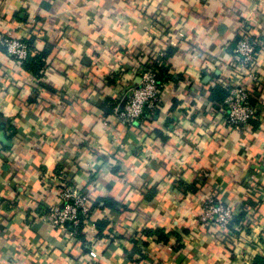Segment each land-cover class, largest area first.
Wrapping results in <instances>:
<instances>
[{
	"label": "crops",
	"instance_id": "0c3cea01",
	"mask_svg": "<svg viewBox=\"0 0 264 264\" xmlns=\"http://www.w3.org/2000/svg\"><path fill=\"white\" fill-rule=\"evenodd\" d=\"M8 31L32 50L19 63L0 45V264L264 256V0H0ZM241 32L258 39L259 83L242 80L257 113L239 132L222 119L221 89L243 71L232 58ZM151 44L168 45L162 103L126 126L111 106ZM61 182L91 204L76 240L43 219ZM208 194L234 209L229 227L198 221Z\"/></svg>",
	"mask_w": 264,
	"mask_h": 264
},
{
	"label": "built area",
	"instance_id": "2783aa9c",
	"mask_svg": "<svg viewBox=\"0 0 264 264\" xmlns=\"http://www.w3.org/2000/svg\"><path fill=\"white\" fill-rule=\"evenodd\" d=\"M240 35L234 46L232 58L235 67H243V71L238 69L241 75L237 79L225 81L228 94L222 102L223 121L239 132L248 127L257 113L251 101L250 90L242 85V80L247 76L252 82L259 83V78L253 71L258 39L248 32H241ZM178 41V38L172 36L167 44L177 46ZM0 45L11 59L19 63L25 62L32 50L31 43L21 36H15L11 31L0 35ZM165 55V46L158 47L145 70H140V66L137 65L139 80L130 87L125 103L114 107L111 115L114 121L132 126L146 117L155 115L160 109L162 85L157 76V66L162 64ZM61 183L59 197L54 204L47 207L43 219L62 231L69 240H76L83 234L91 214V204L85 190L72 183ZM234 215V209L230 205L224 204L214 194H208L204 197L198 221L204 225H215L225 229L233 222ZM85 247L89 256L95 258L97 254L92 242L87 241Z\"/></svg>",
	"mask_w": 264,
	"mask_h": 264
},
{
	"label": "trees",
	"instance_id": "16d2710c",
	"mask_svg": "<svg viewBox=\"0 0 264 264\" xmlns=\"http://www.w3.org/2000/svg\"><path fill=\"white\" fill-rule=\"evenodd\" d=\"M234 44V43H233ZM162 46H165V45H159V44H151V46L149 47V51L146 53L147 55L145 56L146 58H145V60H143L141 63H140V65H138V66H140L139 68H140V70H145L146 68H147V66H148V64H149V62H151L152 61V59H153V55H154V53H155V49L156 48H158V47H162ZM168 46V45H167ZM167 46H165V49H166V52H167ZM39 59H38V61H34L33 62V67H35V70H40L41 69V63H42V61H40V58L41 57H38ZM165 58H166V55H165V57L163 58V60H162V64L161 65H159V66H157V76H158V79L160 80L162 77V75L163 74H165V67H164V62H165ZM41 62V63H40ZM138 68V67H137ZM221 85H222V83H221ZM219 88V87H218ZM219 90V89H218ZM221 91H222V98H224L225 96H227V94H228V88L227 87H225L224 89H221ZM223 100V99H222ZM116 105H114V106H111L112 107V109H114V107H115ZM255 262H256V264H264V256H258V257H256V260H255Z\"/></svg>",
	"mask_w": 264,
	"mask_h": 264
},
{
	"label": "water",
	"instance_id": "95a60500",
	"mask_svg": "<svg viewBox=\"0 0 264 264\" xmlns=\"http://www.w3.org/2000/svg\"><path fill=\"white\" fill-rule=\"evenodd\" d=\"M126 99H127V96L124 98V101H123L122 105L125 103Z\"/></svg>",
	"mask_w": 264,
	"mask_h": 264
}]
</instances>
